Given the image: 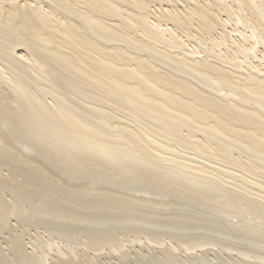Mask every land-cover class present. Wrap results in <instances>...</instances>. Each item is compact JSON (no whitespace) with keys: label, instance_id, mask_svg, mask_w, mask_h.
I'll return each mask as SVG.
<instances>
[{"label":"bare ground","instance_id":"bare-ground-1","mask_svg":"<svg viewBox=\"0 0 264 264\" xmlns=\"http://www.w3.org/2000/svg\"><path fill=\"white\" fill-rule=\"evenodd\" d=\"M0 264H264V0H0Z\"/></svg>","mask_w":264,"mask_h":264},{"label":"rangeland","instance_id":"rangeland-1","mask_svg":"<svg viewBox=\"0 0 264 264\" xmlns=\"http://www.w3.org/2000/svg\"><path fill=\"white\" fill-rule=\"evenodd\" d=\"M14 224V222L12 223L11 222V225H13ZM31 234H33L32 232H31ZM32 236H34V235H32ZM27 241V240H26ZM1 247H4L5 248V245L4 244H1ZM27 248H30L28 245L26 246Z\"/></svg>","mask_w":264,"mask_h":264}]
</instances>
